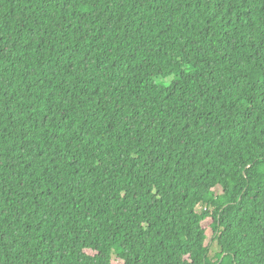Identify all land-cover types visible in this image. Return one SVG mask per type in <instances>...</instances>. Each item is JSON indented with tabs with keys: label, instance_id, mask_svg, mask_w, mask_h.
Returning <instances> with one entry per match:
<instances>
[{
	"label": "trees",
	"instance_id": "trees-1",
	"mask_svg": "<svg viewBox=\"0 0 264 264\" xmlns=\"http://www.w3.org/2000/svg\"><path fill=\"white\" fill-rule=\"evenodd\" d=\"M113 255L264 264V0H0V264Z\"/></svg>",
	"mask_w": 264,
	"mask_h": 264
},
{
	"label": "rangeland",
	"instance_id": "rangeland-1",
	"mask_svg": "<svg viewBox=\"0 0 264 264\" xmlns=\"http://www.w3.org/2000/svg\"><path fill=\"white\" fill-rule=\"evenodd\" d=\"M159 80H163L164 82L168 83L171 79V77H167V78H162V77H159L158 78ZM112 264H121V262L119 261L118 258L115 257V255H113V258H112Z\"/></svg>",
	"mask_w": 264,
	"mask_h": 264
}]
</instances>
